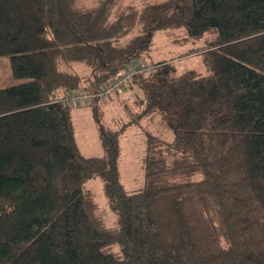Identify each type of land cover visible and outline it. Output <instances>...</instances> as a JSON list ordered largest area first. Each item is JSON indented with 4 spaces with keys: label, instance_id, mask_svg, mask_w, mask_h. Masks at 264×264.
<instances>
[{
    "label": "trees",
    "instance_id": "16d2710c",
    "mask_svg": "<svg viewBox=\"0 0 264 264\" xmlns=\"http://www.w3.org/2000/svg\"><path fill=\"white\" fill-rule=\"evenodd\" d=\"M172 29L205 39V74L150 58ZM4 56L26 81L0 89V264H264V0H0ZM146 67L128 89L157 129L128 190L130 123L92 99L104 154L85 156L67 95Z\"/></svg>",
    "mask_w": 264,
    "mask_h": 264
},
{
    "label": "rangeland",
    "instance_id": "374dc122",
    "mask_svg": "<svg viewBox=\"0 0 264 264\" xmlns=\"http://www.w3.org/2000/svg\"><path fill=\"white\" fill-rule=\"evenodd\" d=\"M162 1L165 0H129V3L141 8L144 4ZM87 4L93 5L94 2H87ZM205 46L206 41L204 38L199 40L191 39L183 30H163L157 32L155 35V42L150 53V58L153 60L174 59L180 72L195 70L200 74H205L206 70L201 53L202 48ZM191 51L195 53L187 54ZM124 76L126 77L123 74V76L113 80L112 85L118 80L120 81ZM25 81V79L13 77L9 57H0V89L24 83ZM128 87V83H125L123 91L122 89L116 92L112 91L113 93L110 92L111 95L107 98L94 99H98L96 107L98 108L100 121L105 128L115 130L125 123H130L121 140L122 153L119 169L125 188L132 190L144 185L142 159L146 147V134L148 131H155L157 127L151 124V118L137 116L140 108L134 105L132 100L133 93ZM72 115L76 142L81 153L88 157L102 156L104 153L100 139V128L93 106L88 101H83L81 106L73 105ZM166 138L168 141L172 139L170 131H167ZM86 187L96 194L103 218L106 219L109 225L113 226L116 221V215L109 207L102 179H91Z\"/></svg>",
    "mask_w": 264,
    "mask_h": 264
},
{
    "label": "built area",
    "instance_id": "2783aa9c",
    "mask_svg": "<svg viewBox=\"0 0 264 264\" xmlns=\"http://www.w3.org/2000/svg\"><path fill=\"white\" fill-rule=\"evenodd\" d=\"M148 69H150V67L134 68L132 71H130L126 75V77L125 76L122 77L121 80L120 81L118 80L117 82H115L114 85H112L114 82V81H112V82L106 84L104 87L99 88V90H95L92 92L83 91L84 93H82L81 91H74L67 96V100L73 105L81 106L83 101L90 102L94 98H99V99H103L105 97L107 98L111 95L110 92H112V91L116 92L117 90L122 89L124 84L129 82V79H130L132 74H135L136 72L139 73L142 71H147Z\"/></svg>",
    "mask_w": 264,
    "mask_h": 264
},
{
    "label": "crops",
    "instance_id": "0c3cea01",
    "mask_svg": "<svg viewBox=\"0 0 264 264\" xmlns=\"http://www.w3.org/2000/svg\"><path fill=\"white\" fill-rule=\"evenodd\" d=\"M68 95H69V93H68ZM68 95H67V96H68Z\"/></svg>",
    "mask_w": 264,
    "mask_h": 264
}]
</instances>
